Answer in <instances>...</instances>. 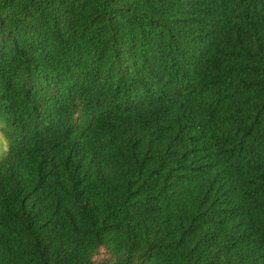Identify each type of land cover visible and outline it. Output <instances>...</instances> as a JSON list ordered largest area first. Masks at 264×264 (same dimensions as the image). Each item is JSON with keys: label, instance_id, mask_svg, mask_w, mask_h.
<instances>
[{"label": "trees", "instance_id": "obj_1", "mask_svg": "<svg viewBox=\"0 0 264 264\" xmlns=\"http://www.w3.org/2000/svg\"><path fill=\"white\" fill-rule=\"evenodd\" d=\"M0 264H264V0H0Z\"/></svg>", "mask_w": 264, "mask_h": 264}]
</instances>
